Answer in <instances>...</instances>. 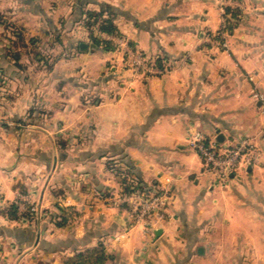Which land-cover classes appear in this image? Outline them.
Listing matches in <instances>:
<instances>
[{"label":"crops","instance_id":"1","mask_svg":"<svg viewBox=\"0 0 264 264\" xmlns=\"http://www.w3.org/2000/svg\"><path fill=\"white\" fill-rule=\"evenodd\" d=\"M237 1L222 48L208 41L219 0H0V264H74L98 243L106 264H206L220 243L243 244L241 264H264V0ZM91 11L117 33L87 24ZM21 15L36 32L17 26ZM197 133L223 147L247 140L254 159L221 181ZM18 185L54 218L8 216ZM102 187L106 206L88 199Z\"/></svg>","mask_w":264,"mask_h":264},{"label":"rangeland","instance_id":"2","mask_svg":"<svg viewBox=\"0 0 264 264\" xmlns=\"http://www.w3.org/2000/svg\"><path fill=\"white\" fill-rule=\"evenodd\" d=\"M46 5L49 7V4H46ZM15 21L17 23V26H19V28L27 27V31L30 34L36 32V30H37L36 29V27H37L36 20L34 22L28 21V19L24 18L21 15ZM54 38H55V36H48L47 37V39H49L51 41L53 40V42H54ZM228 41H229V36H228ZM124 53H125L124 62L131 65V68L133 69L134 73L135 72L138 73L139 69H137V67H136L137 66V64H136L137 60L136 59H139L138 55L136 53H134V51H124ZM47 59L49 60V59H51V57L47 56ZM113 63H115V62H113ZM112 70L110 67H108V69H107V71H109L112 74H115V75L119 74V72H117V67L113 68ZM104 73L106 74V69H105ZM35 118L37 119L39 117L38 116L36 117L33 114L29 117V119H32V120ZM40 118L42 119V117H40ZM66 134H68V133H66ZM46 141H48V137H47ZM46 149H47V151H51V152L55 153L54 149H51V148H46ZM62 150L66 151V152L72 150V151H75V153L76 152L79 153V151H80V149H78V148L68 149L66 147V145H64ZM95 155L97 156V158H99V160H100L99 162L101 163L100 165L96 164L95 166L96 167L100 166L103 170V173L106 174V149H102V148L96 149ZM65 162L66 161H64V163L62 162V164L60 163V167H61L60 169L68 172L73 166L70 164H66ZM91 166H93V165H91ZM46 170L43 171L45 174V178L49 175V172H46ZM119 170L120 169L117 166L115 168V172L118 173ZM239 170H240V168H238V171ZM210 174L212 176H214L215 178L217 177L213 173H210ZM0 176H2V173H0ZM2 180H3V178L0 177V182L5 183L6 180H3V181ZM31 183H33V181ZM98 184H100V183H98ZM96 192H97L96 193L97 195L95 196V199H93V197H88V199H90L91 201L94 200L97 202H103L102 204H104L106 206V187H102L101 189H98V191L96 190ZM31 193L32 192L29 193V192L22 190V187H20L18 185V188L16 190H14V192H11V194H10L11 196H9L10 200L7 201L8 206L6 209H7L8 216H10L11 218L17 219V220L19 219V220L30 221V222H33L35 224L38 220H41V219L42 220H46V219L52 220L54 218V215L56 214V212L54 214L53 213H47L44 205H42V201L37 199V197ZM96 198H100V200L96 199ZM141 202L143 203V198L141 199ZM134 209H135V206L133 205V210ZM67 214H68V220H70L71 218H75V217H73V216H75V214L72 213V210H69V213H67ZM206 247H207V245H206ZM214 248H215V250H213L212 253H210L212 260L208 261L206 264H241V261L238 259V256H242V254H244L246 251L244 249L243 244L232 245L230 243H223V244L220 243V244L216 245ZM90 250L93 252H89V251L85 252V254H86L85 257L82 260L77 259L76 261H82L81 264H106V245H104L102 243H98L94 248H92ZM243 261L246 262L247 260H243Z\"/></svg>","mask_w":264,"mask_h":264},{"label":"built area","instance_id":"3","mask_svg":"<svg viewBox=\"0 0 264 264\" xmlns=\"http://www.w3.org/2000/svg\"><path fill=\"white\" fill-rule=\"evenodd\" d=\"M219 3L224 13L222 25L216 34L208 38V41L218 47L227 48L229 46V30L225 12L228 7L238 8L240 4L237 0H219ZM148 70L152 71L150 68ZM191 143L202 156L206 170L216 174L221 181L228 179L231 172L241 163H250L254 159L253 147L247 140L232 147H223L220 143L208 141L200 133H197ZM160 201L159 197L144 199V204H142L144 206L138 211L140 212L139 216L150 213L152 206Z\"/></svg>","mask_w":264,"mask_h":264},{"label":"trees","instance_id":"4","mask_svg":"<svg viewBox=\"0 0 264 264\" xmlns=\"http://www.w3.org/2000/svg\"><path fill=\"white\" fill-rule=\"evenodd\" d=\"M225 17L227 19V28L229 30V33H231L236 25L237 19L240 17V10L239 8H231L228 7L225 12ZM87 24L90 26H96L101 32H108V33H117L116 26L111 19H106L102 17L101 13H95L93 11L88 13V17L86 18ZM96 42L100 44L106 45V48H111V44L109 42L103 41L97 37H95ZM110 166L115 170L117 165H114L113 162H111ZM117 170V169H116ZM120 171H118L119 173ZM128 190H131V186L128 183L127 187ZM89 252H93L91 250H88ZM85 253H79L78 259L82 260L85 257ZM84 262V261H83ZM82 261H75L74 264H81Z\"/></svg>","mask_w":264,"mask_h":264},{"label":"water","instance_id":"5","mask_svg":"<svg viewBox=\"0 0 264 264\" xmlns=\"http://www.w3.org/2000/svg\"><path fill=\"white\" fill-rule=\"evenodd\" d=\"M82 46L84 47V46H85V44H82ZM221 138H222V136H221V137H219V138H217V139L221 140Z\"/></svg>","mask_w":264,"mask_h":264}]
</instances>
